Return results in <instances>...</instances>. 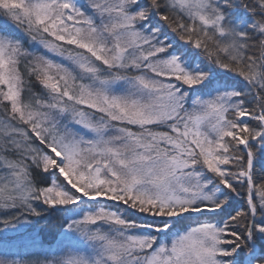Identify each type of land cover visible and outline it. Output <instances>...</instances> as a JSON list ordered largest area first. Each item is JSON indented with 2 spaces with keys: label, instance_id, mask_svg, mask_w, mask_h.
Here are the masks:
<instances>
[{
  "label": "snow or ice",
  "instance_id": "6c2138e0",
  "mask_svg": "<svg viewBox=\"0 0 264 264\" xmlns=\"http://www.w3.org/2000/svg\"><path fill=\"white\" fill-rule=\"evenodd\" d=\"M0 264H264V0H0Z\"/></svg>",
  "mask_w": 264,
  "mask_h": 264
}]
</instances>
